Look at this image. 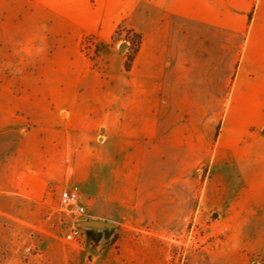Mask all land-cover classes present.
Masks as SVG:
<instances>
[{"label":"crops","instance_id":"1","mask_svg":"<svg viewBox=\"0 0 264 264\" xmlns=\"http://www.w3.org/2000/svg\"><path fill=\"white\" fill-rule=\"evenodd\" d=\"M60 3L49 8L62 26L51 34L43 61L37 55L36 10L18 9L12 16L17 39L11 47L22 60L17 57L16 75L44 82L20 87L12 104H0L2 131L16 123L23 130L33 127L16 144L0 141V246L16 251L25 225L43 228L54 189L65 180L64 157L71 154L75 161L71 140L62 160L57 144L42 136L60 123L59 112H85L84 131L106 127L110 134L109 127L126 123L132 111H209L210 119L219 112L223 120L218 139L214 133L206 198L215 218H224L227 238L225 252H215L212 263L251 264L264 256V0ZM121 25L142 35L130 72L128 48L110 47L97 67L78 54L82 32L110 44ZM32 135L41 139L28 143ZM39 256L14 255L8 264H51L49 253L44 260Z\"/></svg>","mask_w":264,"mask_h":264},{"label":"rangeland","instance_id":"2","mask_svg":"<svg viewBox=\"0 0 264 264\" xmlns=\"http://www.w3.org/2000/svg\"><path fill=\"white\" fill-rule=\"evenodd\" d=\"M40 2L37 6L31 0H0V104H12L18 88L44 82L16 75L15 65L21 57L11 47L17 39L13 14L18 9L30 13L36 10L33 17L40 24L36 34L40 40L37 55L41 61L49 55L51 34L62 26L49 8L56 10L61 3L60 0ZM117 31L112 43H102L103 50L95 63L81 51L82 37L93 33L82 32L78 37V54L95 67L110 47L121 52L128 48V54L134 47L133 34H128L124 25ZM7 43L9 47L4 46ZM233 50L235 55L237 47ZM21 51L27 52L29 48ZM212 113L132 111L126 123L109 127L112 131L107 134L106 127L84 131L85 112H59L60 123L45 128L42 136L57 144L62 160V149L69 140L73 142L74 179L87 196L88 220L105 222L107 226H86L81 239L68 241L75 219L61 208L59 192L65 184L63 180L48 203V220L43 228L25 225L27 229L20 235L16 251L10 245L0 246V264H8L14 255L26 258L39 254L40 260H44L42 255L48 253L51 264H213L215 252H225L227 238L224 218H215L212 209L215 207L206 198L216 143L214 133L216 129L218 139L223 120L219 112L210 119ZM22 127L16 123L6 131L0 128V141L16 144L26 136V131L33 129ZM156 127L157 135H151V129ZM37 139L41 138L32 135L26 141L34 143ZM61 172L65 176L66 168ZM26 214L34 218L32 212ZM190 232L193 239H189ZM251 264H264V256L255 257Z\"/></svg>","mask_w":264,"mask_h":264},{"label":"built area","instance_id":"3","mask_svg":"<svg viewBox=\"0 0 264 264\" xmlns=\"http://www.w3.org/2000/svg\"><path fill=\"white\" fill-rule=\"evenodd\" d=\"M123 42V41H122ZM130 44L129 41H127ZM103 50V44L95 34H87L82 37L81 51L92 62L100 55ZM65 184L59 192L60 204L63 211L73 216L75 221L67 236L68 241H77L83 236V228L88 221V202L82 187L75 181L74 158L68 154L64 159ZM192 232L189 239H193ZM31 250V249H29Z\"/></svg>","mask_w":264,"mask_h":264},{"label":"trees","instance_id":"4","mask_svg":"<svg viewBox=\"0 0 264 264\" xmlns=\"http://www.w3.org/2000/svg\"><path fill=\"white\" fill-rule=\"evenodd\" d=\"M118 33V31L116 32ZM128 34H133V41L132 44L134 47L130 48V51L128 54H126V60H125V70L127 72H130L132 70V66L134 63V60L136 56L138 55L141 44H142V35L135 32L134 30H128ZM117 238V235L114 236V240Z\"/></svg>","mask_w":264,"mask_h":264},{"label":"water","instance_id":"5","mask_svg":"<svg viewBox=\"0 0 264 264\" xmlns=\"http://www.w3.org/2000/svg\"><path fill=\"white\" fill-rule=\"evenodd\" d=\"M123 50L126 49V46L122 47ZM88 227H100V228H105L107 226V223L97 221V220H88L85 224Z\"/></svg>","mask_w":264,"mask_h":264}]
</instances>
